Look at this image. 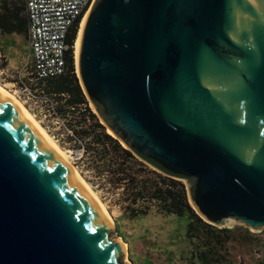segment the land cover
<instances>
[{"label":"water","instance_id":"water-1","mask_svg":"<svg viewBox=\"0 0 264 264\" xmlns=\"http://www.w3.org/2000/svg\"><path fill=\"white\" fill-rule=\"evenodd\" d=\"M75 65L109 131L204 219L264 226V0H92ZM124 241L0 92V264H129Z\"/></svg>","mask_w":264,"mask_h":264},{"label":"trees","instance_id":"trees-1","mask_svg":"<svg viewBox=\"0 0 264 264\" xmlns=\"http://www.w3.org/2000/svg\"><path fill=\"white\" fill-rule=\"evenodd\" d=\"M1 15V23H6L0 24L2 28L23 29L21 21L25 14L16 0H13L10 10L2 11ZM78 25L76 19L66 33L68 47L64 69L28 80L47 107L50 108L51 104L44 95L52 100L55 113L63 117L66 127L64 138L73 141L71 146L82 147L79 160L89 168L92 178H101L100 182L109 183L111 188H119L133 216L154 210L174 213L178 220L181 219L184 230L176 239L186 240L188 249L185 253L181 251L178 261L173 264H238L230 255L231 246L236 241H245L251 246L258 244L262 240L258 234L260 229L253 230L241 222L217 225L204 219L191 205L183 178L152 166L107 130L89 103L77 75L74 41ZM28 49L30 51V46ZM23 66L18 79L27 82L33 68L31 53ZM261 261L263 258L259 257Z\"/></svg>","mask_w":264,"mask_h":264},{"label":"rangeland","instance_id":"rangeland-1","mask_svg":"<svg viewBox=\"0 0 264 264\" xmlns=\"http://www.w3.org/2000/svg\"><path fill=\"white\" fill-rule=\"evenodd\" d=\"M17 34V43L21 52L28 53L29 43L25 31H18ZM74 54H76L75 41ZM27 57L24 56L26 60ZM4 61L5 58L0 52L1 85L15 94L33 113L50 136L67 151L80 175L98 194L111 214L116 228L127 242V255L125 254V258L129 260V264H134V261H136V264H173L177 262L180 252L185 253L188 249L186 240L176 239L184 230L181 219L178 220L174 213H163L154 210H149L138 217L133 216L129 212L126 199L122 197L119 188L109 187V183L100 182L101 178H92L93 175L89 168L79 160L82 147L79 145L71 146L70 144L73 141L64 138L66 127L63 117L61 115V117L55 116L46 109L45 102L37 95L36 89L28 83V80H32L30 75L26 79L28 87H25V83L18 79V74L24 67L23 64H21V67H12ZM23 72L25 73L26 70L23 69ZM89 103L91 104L90 101ZM91 106L94 109L92 104ZM107 130L109 129L107 128ZM258 234L262 239L258 244L251 246L245 241H236L231 246L230 255L234 262L238 264H264V226L260 228ZM259 257L263 258L261 263Z\"/></svg>","mask_w":264,"mask_h":264},{"label":"built area","instance_id":"built-area-1","mask_svg":"<svg viewBox=\"0 0 264 264\" xmlns=\"http://www.w3.org/2000/svg\"><path fill=\"white\" fill-rule=\"evenodd\" d=\"M28 13V43L32 59V79L61 72L65 67V53L68 47L66 33L70 25L79 23L92 0H25ZM80 24L78 25L79 28ZM76 39V38H75ZM25 87H28V83ZM46 106L53 115V102ZM54 111V113H53ZM82 152V150H81ZM80 152V154H81Z\"/></svg>","mask_w":264,"mask_h":264},{"label":"bare ground","instance_id":"bare-ground-1","mask_svg":"<svg viewBox=\"0 0 264 264\" xmlns=\"http://www.w3.org/2000/svg\"><path fill=\"white\" fill-rule=\"evenodd\" d=\"M85 15V14H84ZM84 16L82 17L80 21V27L82 24ZM79 27V31H80ZM78 31V34H79ZM78 38V35H77ZM76 38V41H77ZM75 41L76 44V51H77V42ZM0 92L4 94L5 96L11 98L19 107L20 109L24 112V114L28 117V119L31 121L32 125L38 130V132L46 139V141L50 144V146L54 149V151L66 162L68 167L72 170V172L76 175V177L80 180V182L84 185V187L87 189L89 194L96 200L98 205L100 206L102 212L110 219L112 220L113 218L111 217V214L107 210L105 204L103 201L100 199L98 194L91 188V186L85 181V179L80 175L78 169L74 165V163L71 161L67 151L62 148L57 141L50 136V134L41 126V123L35 118L33 113L23 104V102L13 93L5 89L1 83H0ZM109 129V128H108ZM110 130V129H109ZM127 242L124 241V256L125 254L127 255Z\"/></svg>","mask_w":264,"mask_h":264},{"label":"crops","instance_id":"crops-1","mask_svg":"<svg viewBox=\"0 0 264 264\" xmlns=\"http://www.w3.org/2000/svg\"><path fill=\"white\" fill-rule=\"evenodd\" d=\"M13 0H1L0 1V24H6L1 23V12L10 10V7L12 6ZM17 3L21 4V12L25 14V18L23 21H21V28L25 31L27 37H28V13L26 11L25 6V0H16ZM9 23V21L7 22ZM18 29H5L2 28L0 25V52L3 54L5 58V63L8 66L17 67L22 66L21 64H24L27 60L24 58V56H30V51L28 53L21 52L19 45L17 43V32L22 31ZM27 57V58H28ZM26 61H25V60Z\"/></svg>","mask_w":264,"mask_h":264}]
</instances>
